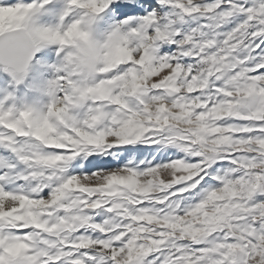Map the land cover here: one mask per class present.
I'll use <instances>...</instances> for the list:
<instances>
[{
	"label": "snow or ice",
	"instance_id": "1",
	"mask_svg": "<svg viewBox=\"0 0 264 264\" xmlns=\"http://www.w3.org/2000/svg\"><path fill=\"white\" fill-rule=\"evenodd\" d=\"M0 264H264V0H0Z\"/></svg>",
	"mask_w": 264,
	"mask_h": 264
},
{
	"label": "rangeland",
	"instance_id": "2",
	"mask_svg": "<svg viewBox=\"0 0 264 264\" xmlns=\"http://www.w3.org/2000/svg\"><path fill=\"white\" fill-rule=\"evenodd\" d=\"M58 7V6H57Z\"/></svg>",
	"mask_w": 264,
	"mask_h": 264
}]
</instances>
